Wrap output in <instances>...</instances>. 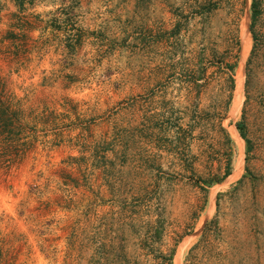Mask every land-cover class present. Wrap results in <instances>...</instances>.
Segmentation results:
<instances>
[{"label": "rangeland", "instance_id": "1", "mask_svg": "<svg viewBox=\"0 0 264 264\" xmlns=\"http://www.w3.org/2000/svg\"><path fill=\"white\" fill-rule=\"evenodd\" d=\"M0 264H264V0H0Z\"/></svg>", "mask_w": 264, "mask_h": 264}, {"label": "trees", "instance_id": "2", "mask_svg": "<svg viewBox=\"0 0 264 264\" xmlns=\"http://www.w3.org/2000/svg\"><path fill=\"white\" fill-rule=\"evenodd\" d=\"M238 129L240 130L242 139L245 140L246 143L249 145V141L247 140V138L245 136V133L243 131V125L242 124H238Z\"/></svg>", "mask_w": 264, "mask_h": 264}, {"label": "bare ground", "instance_id": "3", "mask_svg": "<svg viewBox=\"0 0 264 264\" xmlns=\"http://www.w3.org/2000/svg\"><path fill=\"white\" fill-rule=\"evenodd\" d=\"M240 85H241V81H240Z\"/></svg>", "mask_w": 264, "mask_h": 264}]
</instances>
